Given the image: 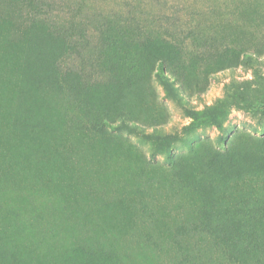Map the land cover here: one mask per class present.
Here are the masks:
<instances>
[{
  "label": "rangeland",
  "instance_id": "374dc122",
  "mask_svg": "<svg viewBox=\"0 0 264 264\" xmlns=\"http://www.w3.org/2000/svg\"><path fill=\"white\" fill-rule=\"evenodd\" d=\"M105 26L165 43L194 90L178 105L153 76L109 89ZM28 27L72 46L58 68L98 88L86 111L122 96L140 128L93 130L58 74H26ZM228 239L236 263L264 264V0H0V264H227Z\"/></svg>",
  "mask_w": 264,
  "mask_h": 264
},
{
  "label": "trees",
  "instance_id": "16d2710c",
  "mask_svg": "<svg viewBox=\"0 0 264 264\" xmlns=\"http://www.w3.org/2000/svg\"><path fill=\"white\" fill-rule=\"evenodd\" d=\"M109 27L111 26H105L102 35L100 60V67L105 72L109 73L112 78V84L108 86L109 89L114 90L117 87H137L141 84L147 85L151 76H153L165 94L171 97L178 105L184 100L180 94L182 90L184 92L194 90L190 88L188 78L186 77V81L185 78L183 79L184 74L182 72V67L175 59V53H173L165 43L150 40L142 42L132 41L128 33L121 34L118 32L122 28L115 27V30L112 29L111 33ZM23 40L28 45L27 54L22 60L25 73H29L30 76L34 77V80L41 83L51 82L55 74H58L59 78L54 85L59 92L63 91L68 93L70 97H75L80 122L91 123L92 126H90V128L96 131L115 127V130L135 132V130L140 128V122L134 120L131 115L126 112V106L122 96H119L117 99L120 108L114 109L115 111L113 110L112 113L106 110L100 111L91 108L86 111V105L83 102L84 99L81 97H84V95H87L90 91H97L98 88L90 85H82L78 81L80 76L77 73L59 71L58 62L60 58H62L64 54H69L72 49V46L65 37L54 35L47 29L44 30L37 27L36 31L28 27L27 35H24ZM243 58L247 62L253 61V57L248 53L243 54ZM24 88L25 87L22 89ZM44 90H51V88H45ZM24 109L32 110L28 107L20 108L15 114V124L19 123L18 114ZM185 112L193 121L205 119L206 121L215 122L219 117V109L217 107L206 109L199 113L194 110L186 109ZM227 153L228 151L224 152V154ZM218 176L219 174L216 173L211 177L210 182L212 184L216 182ZM255 207L260 210V206ZM260 214L261 213H256L255 219H257ZM220 221L224 222L222 220L214 222L220 223ZM248 221H250V218ZM226 222L227 227L231 231L244 232L249 228L247 221ZM215 236L216 235L211 236L210 238L213 239ZM251 241L252 232L249 233V240H247L246 243L251 244ZM227 246V250L230 251V253H227L229 254L227 256V264H240L234 261L236 255H232V253H236L237 240L228 239ZM251 264L261 263L255 261Z\"/></svg>",
  "mask_w": 264,
  "mask_h": 264
}]
</instances>
